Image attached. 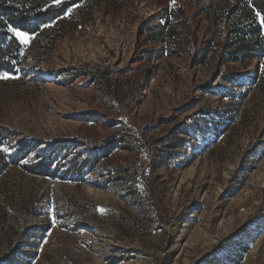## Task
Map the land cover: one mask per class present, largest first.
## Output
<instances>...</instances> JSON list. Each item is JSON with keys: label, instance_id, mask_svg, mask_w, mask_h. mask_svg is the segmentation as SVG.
Segmentation results:
<instances>
[{"label": "rangeland", "instance_id": "1", "mask_svg": "<svg viewBox=\"0 0 264 264\" xmlns=\"http://www.w3.org/2000/svg\"><path fill=\"white\" fill-rule=\"evenodd\" d=\"M76 5L0 70V264H264V27L224 63L253 1Z\"/></svg>", "mask_w": 264, "mask_h": 264}, {"label": "trees", "instance_id": "2", "mask_svg": "<svg viewBox=\"0 0 264 264\" xmlns=\"http://www.w3.org/2000/svg\"><path fill=\"white\" fill-rule=\"evenodd\" d=\"M82 0H69V5L74 6ZM253 5L259 11L261 16H264V0H252ZM51 3H47L45 0H0V70L4 67L9 72H12V64L14 65L19 59V52L21 44L14 37V35L8 31L10 27H15L18 30H27L29 35L40 32L43 24H49L54 19L64 14V6L51 7L48 6ZM247 20L250 19V14L247 10L243 11ZM227 20V15H224ZM225 20L222 25L225 24ZM241 22L237 19V16L230 21L231 29L229 34L231 37L224 41L226 47V54L224 56V63L229 64L243 59H249L255 57L254 49L260 44L259 37L260 30L264 25L250 24L251 33L247 37V33L241 32ZM223 41V39H221ZM220 42V41H219ZM221 44V43H220ZM223 45V42H222ZM264 51V44L259 45ZM34 59L38 58V55L34 53ZM206 53L197 51L194 57L195 62L202 63L205 61ZM78 75H74L77 77ZM258 73L254 77L248 79L245 82L237 83L239 88L249 87L257 78ZM228 77V76H227ZM230 80V78H228ZM55 154V151L52 152ZM38 174L48 175L51 174L48 171V162H39L36 164ZM35 170V169H32Z\"/></svg>", "mask_w": 264, "mask_h": 264}, {"label": "snow or ice", "instance_id": "3", "mask_svg": "<svg viewBox=\"0 0 264 264\" xmlns=\"http://www.w3.org/2000/svg\"><path fill=\"white\" fill-rule=\"evenodd\" d=\"M173 3H175V0H173ZM60 7V6H64V15H70L71 11H72V6L69 5V0H52L51 5H49L48 7ZM77 6L78 5H74ZM256 16L260 18V23L261 25H264V16H261L259 12L256 13ZM50 25L48 24H43V27H49ZM9 32H11L14 37L21 43V44H28L30 43L31 40L34 39V36L29 35L27 30H17V28L15 27H10L8 29ZM10 78H14L11 77L7 72H5L2 76H0V79H10ZM5 151H7V149H4ZM101 211H103V209H101Z\"/></svg>", "mask_w": 264, "mask_h": 264}, {"label": "bare ground", "instance_id": "4", "mask_svg": "<svg viewBox=\"0 0 264 264\" xmlns=\"http://www.w3.org/2000/svg\"><path fill=\"white\" fill-rule=\"evenodd\" d=\"M250 77H251V74H248V75H247V78H250Z\"/></svg>", "mask_w": 264, "mask_h": 264}]
</instances>
